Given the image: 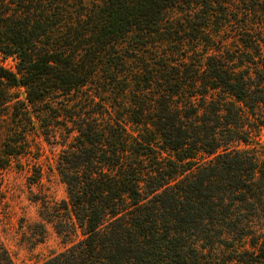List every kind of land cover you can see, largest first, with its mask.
Instances as JSON below:
<instances>
[{
	"label": "trees",
	"instance_id": "obj_1",
	"mask_svg": "<svg viewBox=\"0 0 264 264\" xmlns=\"http://www.w3.org/2000/svg\"><path fill=\"white\" fill-rule=\"evenodd\" d=\"M263 1L0 0V55L15 61L0 66V112L15 109L0 171L31 134L62 132L39 104L65 129L67 216L48 221L65 250L41 264H264V26L249 19ZM149 51L164 52L154 68Z\"/></svg>",
	"mask_w": 264,
	"mask_h": 264
},
{
	"label": "rangeland",
	"instance_id": "obj_2",
	"mask_svg": "<svg viewBox=\"0 0 264 264\" xmlns=\"http://www.w3.org/2000/svg\"><path fill=\"white\" fill-rule=\"evenodd\" d=\"M249 19L259 26H264V14L262 13L257 16L250 15ZM192 46L191 43H187L184 50L189 54L193 53L196 47ZM159 52L161 56H164V52ZM195 52H198V49ZM195 52L191 55L192 59L182 61L184 66L178 68L181 74L184 72L186 86L192 81L191 70H194L197 56ZM167 53L170 55V52ZM159 54L149 51V54L142 58L139 57L140 55L137 56L150 68H154V61L151 60L155 57L157 60L160 57ZM180 56L181 54L177 53L175 58H183ZM138 58L133 59L131 63L134 70L144 67ZM0 66L14 70L15 61L12 58L3 59L0 55ZM134 87L138 88L136 85ZM187 90L191 92L190 89ZM10 92L14 94L12 104L25 103L23 89H13ZM115 100L118 103L126 102L128 97L121 94L115 96ZM46 106V104H39L38 109L44 110L38 120L39 124L48 129L52 127L62 130V132L58 131L56 138L49 139L44 137L42 132L31 134L29 137L31 149L28 155L12 159L9 166L0 171V245L7 251L13 264H41L65 250V245L62 244L54 230V224L48 222L67 216V212L63 210L68 204L66 187L57 172V161L61 151L59 144L63 140L65 129L61 125L62 120L54 119L53 113L45 110ZM6 110L0 112L2 116L0 117V143L5 137L7 125L11 122L9 114L15 111V109L8 110L10 112L6 113L8 112ZM129 125L132 131L136 130L132 124ZM255 142L258 145L252 147L257 156L264 160L263 131ZM229 146L230 150L251 149L239 142L231 143ZM61 229L67 230L66 225H62Z\"/></svg>",
	"mask_w": 264,
	"mask_h": 264
}]
</instances>
